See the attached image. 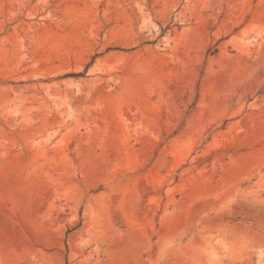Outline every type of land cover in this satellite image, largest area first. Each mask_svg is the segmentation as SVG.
Here are the masks:
<instances>
[{
    "label": "rangeland",
    "instance_id": "374dc122",
    "mask_svg": "<svg viewBox=\"0 0 264 264\" xmlns=\"http://www.w3.org/2000/svg\"><path fill=\"white\" fill-rule=\"evenodd\" d=\"M0 264H264V0H0Z\"/></svg>",
    "mask_w": 264,
    "mask_h": 264
}]
</instances>
